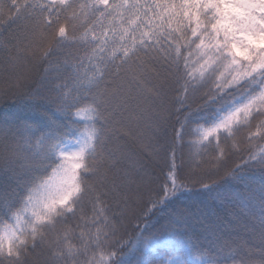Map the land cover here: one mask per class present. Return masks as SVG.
I'll return each mask as SVG.
<instances>
[{"label":"snow or ice","instance_id":"6c2138e0","mask_svg":"<svg viewBox=\"0 0 264 264\" xmlns=\"http://www.w3.org/2000/svg\"><path fill=\"white\" fill-rule=\"evenodd\" d=\"M0 37L35 114L0 119V264H264V0H0Z\"/></svg>","mask_w":264,"mask_h":264},{"label":"trees","instance_id":"16d2710c","mask_svg":"<svg viewBox=\"0 0 264 264\" xmlns=\"http://www.w3.org/2000/svg\"><path fill=\"white\" fill-rule=\"evenodd\" d=\"M3 41V38L0 37V42ZM6 55L5 52L0 50V62H2L3 57ZM6 77L3 72H0V88H3L5 86L4 81ZM19 100L9 95L8 97L0 96V119H3L5 116H10L13 114L20 115V116H34V113L27 112V111H20L19 109ZM180 154L177 153V159L179 162ZM235 162H239L236 160ZM233 161H229V167H231ZM258 175V173H257ZM221 177H223V172L220 174ZM213 179H217V177H213ZM219 182L223 184L226 187H239V185H236L235 182L230 181L228 179H220ZM210 193L200 188L199 185L193 187L191 191L187 192L185 196L181 198V201L179 203L189 205V206H196L199 204L207 205V211L212 219L216 218H224L227 219V212L228 208L220 206L219 202H213L211 199ZM162 215L161 213H157V216ZM154 222V221H153ZM140 227H137V222L132 221L127 223L126 228V241L129 239H134L136 234L142 230L144 227L143 222H139ZM196 231L198 234L202 232L200 226L197 224L195 225ZM131 245H129L130 247ZM127 251V249H125ZM155 256V254H154ZM155 258H159L158 256H155Z\"/></svg>","mask_w":264,"mask_h":264}]
</instances>
